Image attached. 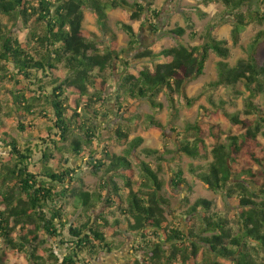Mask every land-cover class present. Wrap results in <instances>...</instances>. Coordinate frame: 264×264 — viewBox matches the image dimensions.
<instances>
[{
  "label": "trees",
  "instance_id": "trees-1",
  "mask_svg": "<svg viewBox=\"0 0 264 264\" xmlns=\"http://www.w3.org/2000/svg\"><path fill=\"white\" fill-rule=\"evenodd\" d=\"M195 1L222 5L233 44L249 24L264 23V0ZM114 8L133 10L130 19L148 12L150 27L159 30L161 10L154 0H0V17L11 24L0 20V140L8 147L0 155V264H18L10 262L11 253L24 254L30 264H92L115 249L110 238L120 232L134 238L140 256L133 264H222L217 259L264 264V58L258 56L264 28L252 37L246 58L230 65L226 41L213 35L217 25H207L199 44L191 45L187 29L190 39L198 33L186 15L187 27L166 31L177 44L154 52L139 49L137 30L120 23L134 50L124 59L109 23L108 10ZM86 9L101 35L84 28ZM210 51L219 60L217 77L206 87L242 82L248 92L243 109L220 111L227 129L208 116L183 127L171 123L174 147L166 152L174 156L172 185L192 191L182 164L175 162L187 157L188 172L223 196L227 212L214 200L190 202L186 196L184 210L169 213L160 167L142 158L161 159L159 149L145 147L142 136L130 137L140 116L135 102L142 99L160 110L157 97L164 91L173 110L176 96L189 105L185 85L203 74ZM109 89L118 117L111 140L125 144L121 153L103 142L97 124L111 115ZM258 96L263 105L254 102ZM208 113L213 117L218 111ZM37 117L46 122L31 121ZM10 118L20 139L5 129ZM144 122L165 135L153 114ZM97 144H103L101 152ZM73 161H83L97 177L94 187L76 177Z\"/></svg>",
  "mask_w": 264,
  "mask_h": 264
},
{
  "label": "rangeland",
  "instance_id": "rangeland-1",
  "mask_svg": "<svg viewBox=\"0 0 264 264\" xmlns=\"http://www.w3.org/2000/svg\"><path fill=\"white\" fill-rule=\"evenodd\" d=\"M129 1L132 2L133 0ZM154 3L157 9L161 10V14L156 19V22L159 25V30L157 32L153 31L149 25L150 21L146 18L149 15L148 12L144 11V13H141V16L137 19H130L128 15L132 13L133 10L131 9L123 10L122 8H114L108 10L109 23L117 34L116 49L117 51H122V58L130 59L134 50L129 49V37L121 28L120 23L130 24L137 30L141 41L139 49L149 48L154 52H158L163 48L172 47L177 44L175 38L166 31L176 25L187 27L185 21L186 15L191 17L194 23L193 30L198 33V36L195 39H190L188 36L190 29H187L188 32L185 35V39L188 40L191 45L199 44V35L204 33L207 25H217L213 31V35L218 39L226 41V46L229 47L231 51V55L227 60L230 65H235L240 59L246 58V48L252 40V37L259 29L264 28V23L262 25L255 23L249 24L241 33L239 42L237 44H233L231 38L232 25L229 20L222 19L221 11L223 7L220 3L204 5L203 3L195 0H154ZM0 20L9 26L11 25L5 17H0ZM83 26L88 31L101 35L97 26L96 17L88 9L85 10ZM13 30L16 31L17 28H14ZM24 35L25 32L21 34V37L24 38ZM258 56L260 59L264 58V43L260 46ZM218 60L219 58L216 54L210 51L203 74L189 80L186 83L185 92L190 100L189 105L187 104L185 98L176 96L175 105H177V110H173L164 91L160 92L157 97L163 105L160 110L151 109L148 102L142 99L138 100L137 103L135 102L134 113H137L140 116L138 123L136 125H131L132 133L130 137L137 135L142 136L145 139V147L159 149L157 157H161V159H157L155 156H142V158L149 161L154 167H160V176L165 182L162 194L165 197H168L171 201L169 213H171L172 209L177 212L183 211L185 208L183 200L186 196L189 198L190 202L198 197L214 200L218 210L227 212L223 196L219 192H214L206 188L201 181L194 178V176L188 172V163L191 160L187 157H182L181 160L176 159L175 162L182 164L184 177L192 186V191H188V189L183 185H178L177 187L172 185L170 183L172 170L169 165L174 162L172 160V157L174 156L173 153L166 152V147L168 149H173L174 147L172 140L176 133L171 131V123L177 127H183L188 122L202 121L207 119L208 116L209 120L214 121L220 124L224 129H227L230 126L220 111L224 109L229 112H235L243 109L244 99L248 96V92L245 90L242 82H238L234 87L225 85L213 89L206 87L209 82L215 80L217 77L216 63ZM118 70L119 69L117 68V71ZM117 71L111 81L112 85L117 84L119 78ZM112 92L113 89H109L107 92V108L110 110L111 115L108 118L100 119L97 124L101 129L102 140H104L103 142L111 145L114 152L121 153L125 144L111 140V138H113V129L118 125V117L114 113ZM254 102L263 105V100L260 96H258ZM209 110L218 111V113L216 116L212 117L211 114L208 113ZM148 114H153L155 118L159 119L164 124L165 135H163L158 129L148 126L144 122L146 120V115ZM174 116L176 118H174ZM13 118L5 120V129L8 130L13 137L20 139L21 133L16 127L15 120ZM30 119L31 118H28V120ZM31 121L39 122L42 125L45 119L37 117ZM0 137L3 136L0 134ZM260 139L264 145V133L260 136ZM101 145L103 144H97V147H99L97 148L98 152H101ZM7 153L8 147H5L0 140V155H6ZM193 163L198 164L200 162L195 160ZM73 165L77 170L76 177L83 178L86 187H94L97 183V177L89 173V169L83 161H73ZM77 167L80 168L78 169ZM135 171L138 173L137 168ZM119 182L122 183L120 179ZM75 183L79 185L80 182L76 181ZM167 218L171 220V216L168 215ZM110 239L113 246H115V249L109 253H100L96 259L92 261V264H133L140 256V253L133 247L134 238L131 235L126 234L125 232H120L113 235ZM205 255L206 259H210V257H212L211 255H208V253ZM9 256L11 263L30 264L27 256L24 254L11 253ZM217 260L222 264H232L231 261L227 259Z\"/></svg>",
  "mask_w": 264,
  "mask_h": 264
}]
</instances>
